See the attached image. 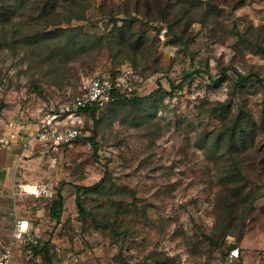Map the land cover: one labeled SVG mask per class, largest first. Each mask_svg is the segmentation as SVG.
Returning a JSON list of instances; mask_svg holds the SVG:
<instances>
[{"label":"rangeland","instance_id":"374dc122","mask_svg":"<svg viewBox=\"0 0 264 264\" xmlns=\"http://www.w3.org/2000/svg\"><path fill=\"white\" fill-rule=\"evenodd\" d=\"M235 1L214 0L216 9L204 22H173L185 41L166 31L164 21L140 23L155 49L136 68L119 64L120 56L106 47L72 58L74 51L61 43L52 58L50 41L0 45V127L18 133L15 147L0 156L1 243L11 240L16 219L26 218L40 240L50 242L52 264H67L68 252L81 264H222L231 245L240 249L235 264H264L263 87L253 77L232 91L239 73L256 72L264 84V49L253 43L264 44V0ZM104 2L111 0H90L86 19L71 26L106 33L111 23L99 12ZM176 12L167 17H179ZM125 73L137 76L140 97L157 100L121 101L95 117L83 112L84 134L69 144L34 139L43 113L79 93L83 82ZM163 91L168 94L158 101ZM220 102L230 112L245 105L255 123L253 137L232 156L202 145L223 127L218 112L208 109ZM231 159H244L243 179ZM230 176V185L244 189L228 204L220 193ZM19 182L53 188L37 198L18 193ZM58 189L63 208L57 221L48 202ZM16 255L20 264L42 263L40 254Z\"/></svg>","mask_w":264,"mask_h":264},{"label":"trees","instance_id":"16d2710c","mask_svg":"<svg viewBox=\"0 0 264 264\" xmlns=\"http://www.w3.org/2000/svg\"><path fill=\"white\" fill-rule=\"evenodd\" d=\"M173 1L175 0H121L117 5L112 0L110 3L104 2L100 5L99 12L109 19L111 28L106 33L98 35L84 32L79 26H71L73 21L86 19L90 0H0V45L2 43L14 45L17 41L23 40L32 45L40 46L50 41L53 43V47L50 49L52 58L58 56L59 49L56 47L61 43L65 50L70 48L74 51L72 58H80L91 52H96L97 54L102 48L106 47L112 57L120 56L117 61L119 64L126 61L136 68L140 61L152 56L155 49L154 44H151L150 35L147 31H140L142 27L140 23L148 24L155 19L164 21L166 22V31L173 36L175 35L176 39L185 41L181 35L177 36L173 22L178 23L184 20L185 27L192 22H204L209 19L212 10H215L217 6L214 0H205V6L201 0H176L174 4ZM223 1L230 5L233 4V0ZM241 1L243 0H236L235 2L241 3ZM175 10L177 11L175 15L179 14V17L172 20L169 19L167 14L175 12ZM196 16L200 17L197 19ZM62 23L67 24V27L61 26L60 24ZM50 26L54 28L46 33L42 32L43 29H48ZM253 43L257 47L264 49V44L257 41ZM153 59L156 60L155 57ZM195 72L199 71L195 70ZM191 75V73H186V77ZM224 76L223 73L218 77L217 81H221ZM253 77H257L264 93V84L256 72L239 73L237 80L233 84L232 91H236L238 86H244ZM170 85L173 91L176 86L172 83ZM166 94H168L166 91L161 92L158 101H161ZM149 100L155 102L157 99H151V95L140 97L137 93L131 96L115 93L114 100L109 105L121 101L129 104H139L143 101L144 103L145 101L150 103ZM208 109L214 113L218 112V116L222 119L223 127L219 129V132L215 133L213 138L209 139L210 142L206 139V141L202 142V145H205L210 151L212 149L218 150L221 154L225 153L229 156L242 151V148H245L247 141L253 137V132L255 131L254 121L252 123L248 121L249 113L246 111V106L240 105L236 111L230 112L228 106L226 107L224 102H220L218 106H212ZM82 110L91 113L95 117L96 112L100 109L90 107ZM202 110H207V108H202ZM87 139L94 146L97 145L93 136H89ZM223 144L227 147L226 151L222 149ZM231 160L230 165L235 170L236 175L243 179L242 162L244 159ZM231 176L228 179L225 177L228 183L220 193L221 196H226L228 204L236 195L240 196L237 191L240 192L244 187L240 183L235 184V186L230 185L229 181L235 180ZM102 183L103 179L95 185L84 186L83 189L84 191L94 190ZM48 204L49 216L58 221L63 208V197L59 189L49 200ZM86 212L87 210L82 205L79 208V213L84 215ZM50 246V242L46 240L40 241L33 248V254H40L42 258V263L38 264H52L53 253ZM233 246L231 245V247Z\"/></svg>","mask_w":264,"mask_h":264},{"label":"built area","instance_id":"2783aa9c","mask_svg":"<svg viewBox=\"0 0 264 264\" xmlns=\"http://www.w3.org/2000/svg\"><path fill=\"white\" fill-rule=\"evenodd\" d=\"M137 89L138 79L133 73L96 75L83 82L79 87V93L57 109L45 111L38 121L33 137L44 144H69L84 134L79 124L81 114L84 112L82 109L90 107L103 109L114 100L115 93L131 96ZM17 140L18 133L15 130H4L0 127V156L3 151H11ZM51 188L49 185L26 182H19L16 185L18 193L37 198L50 193ZM40 241L36 229L28 219H16L11 240L7 243L0 242V264H20L16 254L24 253L28 258L33 256V248ZM239 256V247H231L222 264H235ZM65 262L81 264L77 255L71 252L65 254Z\"/></svg>","mask_w":264,"mask_h":264},{"label":"crops","instance_id":"0c3cea01","mask_svg":"<svg viewBox=\"0 0 264 264\" xmlns=\"http://www.w3.org/2000/svg\"><path fill=\"white\" fill-rule=\"evenodd\" d=\"M3 152H5V151H3ZM37 184H39V183H37ZM50 187H51V185H49ZM53 188V187H52ZM52 188H51V190H52Z\"/></svg>","mask_w":264,"mask_h":264}]
</instances>
